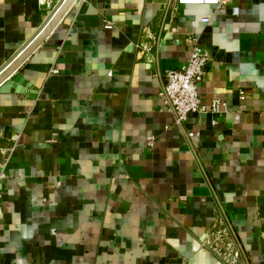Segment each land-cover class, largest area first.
Masks as SVG:
<instances>
[{
    "label": "crops",
    "instance_id": "crops-1",
    "mask_svg": "<svg viewBox=\"0 0 264 264\" xmlns=\"http://www.w3.org/2000/svg\"><path fill=\"white\" fill-rule=\"evenodd\" d=\"M58 1L0 0V68ZM195 43L212 56L199 99L222 107L191 114L187 138L159 74ZM13 75L0 264H226L208 246L222 218L238 264H264V0H76Z\"/></svg>",
    "mask_w": 264,
    "mask_h": 264
},
{
    "label": "built area",
    "instance_id": "built-area-1",
    "mask_svg": "<svg viewBox=\"0 0 264 264\" xmlns=\"http://www.w3.org/2000/svg\"><path fill=\"white\" fill-rule=\"evenodd\" d=\"M48 5L54 4V0H45ZM178 5L185 6H214L221 9L233 3V0H173ZM208 18H204L203 22H208ZM106 29H112L113 24L110 21L105 22ZM145 51H149L150 47H143ZM212 56L210 52L195 43L189 63L178 70L166 71L159 93L163 108L172 114L175 125L181 129L187 138H192L194 133L186 128L189 116L191 114L213 113L221 114L222 104L215 101L210 108L202 104L199 99V90L201 83L206 76L207 66L211 63ZM246 95L241 93V99L244 100ZM19 139L18 135L13 137L16 143ZM15 150V145L5 149L0 148L2 160L0 162V177L5 178L11 156ZM2 195L0 194V205ZM212 238L208 242L209 248L220 257L226 264H238L242 259L243 250L237 244L233 227L229 220L223 218L214 221L209 228Z\"/></svg>",
    "mask_w": 264,
    "mask_h": 264
},
{
    "label": "water",
    "instance_id": "water-1",
    "mask_svg": "<svg viewBox=\"0 0 264 264\" xmlns=\"http://www.w3.org/2000/svg\"><path fill=\"white\" fill-rule=\"evenodd\" d=\"M67 0H59L57 2V4L55 5V7L52 9V11L50 12V14L48 15V17L46 18V20L44 21V23L42 24V26L39 28V30L29 39V41L9 60L7 61V63L5 65H3V67L0 68V77L4 74V72L14 63L18 60V58L21 56V54H23L25 51H27L31 45L37 40V38L41 35V33L47 28V26L50 24V22L53 20V18L56 16V14L60 11V9L63 7V5L65 4ZM76 0H74L75 2ZM73 2V3H74ZM72 3V4H73ZM67 12V11H66ZM42 43V42H41ZM39 46V45H38ZM36 49V48H35ZM34 49V50H35ZM33 50V51H34ZM32 51V52H33ZM31 52V53H32ZM31 53L27 56V58L31 55ZM26 58V59H27ZM25 59V60H26ZM24 60V61H25ZM22 61V63L24 62ZM21 63V64H22ZM20 64V65H21ZM19 65V67H20ZM18 67V68H19ZM17 68V70H18ZM15 70V71H17ZM15 71L8 75L3 77L2 79H0V91L2 92H9L11 91V89L14 87L15 84L20 83L19 81V77L18 76H14L13 74L15 73ZM9 78V79H8Z\"/></svg>",
    "mask_w": 264,
    "mask_h": 264
},
{
    "label": "bare ground",
    "instance_id": "bare-ground-1",
    "mask_svg": "<svg viewBox=\"0 0 264 264\" xmlns=\"http://www.w3.org/2000/svg\"><path fill=\"white\" fill-rule=\"evenodd\" d=\"M74 0H67L63 7L60 9V11L56 14V16L53 18V20L50 22V24L47 26V28L41 33V35L37 38V40L31 45V47L25 51L21 56L18 58L16 62H14L0 77L2 79L5 76H8L12 74L19 65L24 61L27 56L38 47V45L41 44V42L51 33V31L55 28V26L60 22V20L63 18L66 11L71 7Z\"/></svg>",
    "mask_w": 264,
    "mask_h": 264
}]
</instances>
